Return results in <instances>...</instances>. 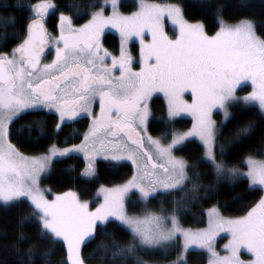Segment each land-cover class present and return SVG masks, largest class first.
I'll list each match as a JSON object with an SVG mask.
<instances>
[{"label": "snow or ice", "instance_id": "1", "mask_svg": "<svg viewBox=\"0 0 264 264\" xmlns=\"http://www.w3.org/2000/svg\"><path fill=\"white\" fill-rule=\"evenodd\" d=\"M88 7L90 18L75 26L74 16L60 12L59 4L38 0L28 6L32 15L20 35L5 31L0 36V202L4 206L27 204L21 225L29 219L34 221L38 241L60 243L66 248L61 264H87L82 246L109 224L131 236L130 241H112L113 260L120 258L121 264H129L130 256L136 257L135 264H147L138 253L151 254L158 247H175L178 254L171 264H188L184 254L191 245L208 250L212 257L209 264H264V195L245 215L233 219H225L218 208H211L209 228L197 231L182 227L175 212L138 216L130 215L124 206L130 191L148 200L161 192L182 191L191 182L195 193L199 185L189 172L202 162H207L218 177L246 179L248 191L259 186L264 192V159L246 156V172L235 165L228 167L212 118L213 110L220 109L226 122L231 115L229 108L237 104H256L264 116V37L256 34L254 22L242 19L229 24L218 19L219 30L209 35L202 22L185 18L179 3L161 6L141 0L138 10L129 15L120 12V0H103ZM109 7L111 14L105 15ZM50 12H60L59 35L55 37L45 26ZM165 16L178 28L174 37L164 30ZM8 26L5 24V29ZM11 26L15 27L14 20ZM109 26L120 34L118 56L103 46L104 29ZM146 33L151 36L148 41ZM133 37L140 41L139 70L125 47ZM49 39L55 43L54 58L43 63L41 57ZM249 81L252 91L237 95L238 89L243 90L241 85ZM157 91L167 99V116L161 118L163 130L153 136L148 100ZM189 91L191 103L183 99ZM184 112L194 117L192 128L187 132L174 130L175 117ZM30 113L54 117L51 127L43 117L32 124L38 132L35 142H46L44 151L36 156L24 155L12 142L16 121ZM82 118L90 123L81 142L65 139L68 146H60L59 137L67 122ZM253 127L254 122H249L236 137ZM102 135L108 138L107 144ZM193 137L200 141L197 147L202 155L192 161L175 155L187 143H194ZM105 152L109 153L104 155L106 160L131 161L134 171L123 183L102 188L104 202L94 211L74 192L47 198L45 192L51 190L41 188V176L51 168L54 158L83 153L86 166L82 175L94 178L95 157ZM218 230L231 235L224 246L229 255L223 257L213 247ZM180 238L183 244L178 242ZM23 239L26 237L21 231L17 241ZM241 248L253 258L241 259ZM33 253L34 247L26 250L29 264H33Z\"/></svg>", "mask_w": 264, "mask_h": 264}, {"label": "trees", "instance_id": "2", "mask_svg": "<svg viewBox=\"0 0 264 264\" xmlns=\"http://www.w3.org/2000/svg\"><path fill=\"white\" fill-rule=\"evenodd\" d=\"M38 0H0V36L7 31L8 35H20L25 23L28 21L30 12L28 6ZM155 2L179 3L184 10L185 18L189 21H200L205 25L208 34L219 29L218 19L227 23H236L242 19L254 22L256 34L264 37V0H149ZM54 4L60 5V12L74 16L75 25H80L90 16L89 5L102 3V0H53ZM122 12H130L137 8V0H120ZM68 5L77 7L69 8ZM50 12L45 18V23L50 32L57 30L58 15ZM79 14L77 16L76 14ZM15 21V27L11 26ZM5 24L9 26L5 29ZM103 46L113 54L119 51V38L113 32L103 34ZM130 51L135 57L138 55V47L135 42L130 43ZM243 90L245 87H241ZM239 91H241L239 89ZM150 134L159 135L164 124L162 117L167 116V104L163 96L154 95L149 100ZM231 113L226 122L221 119L219 112L214 114L219 129V143L224 145V163L228 166H244V158L248 155L264 157V116L261 115L258 106L237 104L229 108ZM43 117L52 126L54 117L44 116L43 113H30L22 116L14 125V136L12 142L25 154H37L44 151L46 142L38 144L35 142L38 132L32 124L35 120ZM223 122V123H222ZM254 122V127L246 134L236 137V132ZM59 137L60 146L65 145V139L70 143L79 142L89 125V120L82 118L76 123L67 122ZM191 119L186 116H177L173 122L174 130L186 129L190 126ZM75 130V132L73 131ZM194 143H187L182 151H177L190 161L196 160L202 155V149L197 145L200 142L194 138ZM231 142V143H230ZM235 145V146H234ZM219 151V149H218ZM95 176L82 175L85 169V160L79 154L73 153L69 157L54 159L51 168L42 176L41 184L50 189L48 195L73 191L81 200L87 201L90 207H94L99 198L95 195L100 186H113L121 184L128 179L133 167L127 161H110L97 159L95 162ZM198 173V175H197ZM192 181L199 187L195 193L192 191L191 182L184 185L183 190L171 193L161 192L148 200H142L138 193L130 192L126 198V210L132 214H138L149 209L162 214L175 212L181 225L186 227H203L207 221V209L216 206L221 214L227 216H239L244 214L262 192L259 187L254 191H248L247 180H232L227 175L217 176L207 162H202L189 172ZM27 204H11L4 206L0 202V264H29L26 250L34 247L33 264H61L66 258V248L60 243L49 245L46 240H37L35 224L32 220H26L22 225L21 217L26 215ZM23 231L26 239L17 241L18 234ZM111 234V235H109ZM131 236L125 230L109 224L107 228H99L95 239L82 246V255L87 259V264H121V259L113 260L112 241H130ZM176 248L167 253L154 250L151 254L138 253L140 258L147 264L164 263L173 258ZM129 264H135L136 257H128ZM188 264H205L207 254L202 249H192L186 254Z\"/></svg>", "mask_w": 264, "mask_h": 264}, {"label": "rangeland", "instance_id": "3", "mask_svg": "<svg viewBox=\"0 0 264 264\" xmlns=\"http://www.w3.org/2000/svg\"><path fill=\"white\" fill-rule=\"evenodd\" d=\"M38 2V1H37ZM51 2L54 4V2H53V0H51ZM144 2L145 3H147V4H150V5H161V6H166V5H169V4H175V3H169V2H155V1H149V0H144ZM102 3H103V0H102ZM141 3V0H137V6L139 5ZM138 10V8H136L135 10H133V11H130V12H127V13H125V12H122L121 10H120V12L122 13V14H124V15H129L130 13H132V12H134V11H137ZM111 14V8L109 7L108 8V10H107V12L105 13V15H110ZM30 15H32V13L30 12ZM67 15V14H66ZM59 16V15H58ZM90 18V17H89ZM88 18V19H89ZM87 19V20H88ZM87 20L86 21H84L82 24H84V23H86L87 22ZM194 22V21H193ZM163 23H164V30H165V32L169 35V36H171V37H174L176 34H178V28H177V26L176 25H174V24H172V22L165 16V18H164V20H163ZM237 23V22H236ZM82 24H80V25H82ZM229 24H235V23H229ZM57 25H58V22H57ZM75 26H79V25H75ZM219 30V29H218ZM217 30V31H218ZM108 31H110V32H113V33H115V34H117L118 35V38H119V49H120V34H119V32L117 31V29H115V28H112V27H106L105 29H104V32H108ZM215 34V32L214 33H212V34H209V35H214ZM59 35V32H58V28H57V32L54 34H51V36H53V37H55V36H58ZM151 39V36L150 35H148L147 33H146V41H148V40H150ZM132 42H135L136 44H137V47H138V55L135 57V55H133L132 53H131V51H130V43H132ZM125 47H126V50L128 51V52H130L131 53V55L136 59V63H135V65H134V67H135V69L136 70H139V63H138V57H139V51H140V41H139V38H136V37H133L126 45H125ZM49 51H51L50 52V54L48 55V56H45V58L43 59V63H48V62H51V60L54 58V52H55V43H54V40H51L50 41V48H49ZM114 55H119V51H118V53L117 54H114ZM109 63H110V61H109ZM116 75H118L119 73L117 72V73H115ZM241 87H245L244 88V90H241V91H239V89H238V91H237V95H239V96H246L249 92H251L252 91V86H251V82L249 81V82H244L242 85H241ZM154 95H161V96H163V98L165 99V101H166V104H167V99H166V97L164 96V94L163 93H161V92H154L153 94H152V96H154ZM151 96V97H152ZM183 99L185 100V101H187L188 103H191L192 102V97H191V92L189 91V92H185L184 93V95H183ZM150 100V99H149ZM149 100H148V105H149ZM254 105H256V104H254ZM256 106H258V105H256ZM259 108V107H258ZM97 111H99V109H98V107H97ZM216 112H219L220 113V115H221V119H225V117H224V114H223V111L222 110H220V109H214L213 110V119L216 121V124H217V120H216V118L214 117V114L216 113ZM179 116H186V117H189L190 119H191V124H190V126L188 127V128H186V129H182V130H178V131H181V132H187L188 130H190L191 128H192V125H193V122H194V117L190 114V113H187V112H184V113H181ZM89 123H90V120H89ZM86 131H87V129H86ZM194 139H196V140H198V138H195V137H193ZM101 139H103L104 141H105V143L107 144L108 143V138H105V137H103V135L101 136ZM199 141V140H198ZM81 142V140L79 141V142H77V143H75V144H79ZM200 142V141H199ZM63 146H68V145H63ZM99 143H97V147L99 148ZM20 151V150H19ZM23 153V152H22ZM42 153V152H41ZM41 153H37V154H25V153H23L24 155H26V156H36V155H39V154H41ZM73 154V153H72ZM76 154H79V155H81L82 157H83V159H84V155H83V153H76ZM104 155H109V153H107V152H105V153H103L102 155H99V156H96L95 157V162H96V160L97 159H99V158H101V159H104ZM175 155H177V156H179L176 152H175ZM253 158H255V159H257V160H261V159H264V157H254L253 156ZM54 159H56V158H54ZM85 160V159H84ZM120 161H127V162H129L130 164H131V161H129V160H126V159H122V160H120ZM132 165V164H131ZM85 166H86V162H85ZM228 166V165H227ZM133 167V166H132ZM228 167H232V166H228ZM240 169H241V171H244V172H246L247 171V165H246V163H244V166L243 167H239ZM133 171H134V168H133ZM47 172V171H46ZM45 172V173H46ZM45 173H43L42 174V176L45 174ZM132 175V174H131ZM42 176H41V178H42ZM130 178V177H129ZM117 185H119V184H117ZM41 186V188H45L42 184L40 185ZM114 186H116V185H113V186H100V187H98V189H97V191H96V193H95V195L99 198V200H98V203L94 206V207H90L89 206V209L90 210H92V211H94L95 210V208L96 207H98L100 204H102L103 202H104V196H103V192H102V188H112V187H114ZM256 187H259V186H256ZM66 192H73V191H66ZM131 192V191H130ZM129 192V193H130ZM63 193H65V192H63ZM128 193V194H129ZM136 193H138V192H136ZM59 194H62V193H59ZM128 194H126V196H125V199H124V206H125V210H126V198H127V195ZM45 195L47 196V198L48 199H53L54 198V196L56 195V194H53V195H48L47 194V192H45ZM138 195H139V193H138ZM262 195H264V192H262ZM139 197H140V195H139ZM81 200V199H80ZM81 201H84V200H81ZM88 205H89V203H88ZM213 207H216V206H211V207H209L208 209H207V221H206V225L205 226H203V227H196V228H193V227H186V226H183L182 225V227H184L185 229H191L192 231H197V230H202V229H208L209 228V215H208V212H209V210L211 209V208H213ZM217 208V207H216ZM249 210V209H248ZM247 210V211H248ZM127 211V210H126ZM246 211V212H247ZM246 212L244 213V214H242V215H245L246 214ZM129 213V212H128ZM146 213H156V214H159V215H164V214H162V213H159V212H157V211H152V210H149V209H144V211L143 212H141V213H138V214H135V215H138V216H143V215H145ZM219 213H220V211H219ZM130 215L132 214V213H129ZM169 214H171V213H169ZM176 215V214H175ZM220 215L223 217V218H225V219H233V218H237V217H240V216H242V215H239V216H227V215H223V214H221L220 213ZM181 224V223H180ZM231 239V235H230V233L228 232V231H226V230H218V234L214 237V240H213V247H214V249H215V251L221 256V257H223V256H226V255H229V251L224 247L227 243H228V241ZM180 244H183V239L182 238H180V240L178 241ZM172 248H174V247H169V248H167L166 250L165 249H163V248H157V249H155V250H157V251H159V252H161V253H167L168 251H170ZM192 249H202V250H204L205 252H206V254H207V261H206V263L205 264H209V262H210V260L212 259V257H211V254L208 252V250L206 249V248H201L199 245H191L190 247H189V250H192ZM188 250V251H189ZM177 254H178V250L176 249V254H175V256L173 257V258H171V259H169V260H167L166 262H164V263H161V264H171V262L173 261V260H175L176 259V257H177ZM186 254H187V252L184 254V258L186 259ZM240 257H241V259H243V260H245V261H247V260H250V259H252L253 258V256H252V254L251 253H249L248 251H247V249L246 248H241V250H240ZM157 264H160V263H157Z\"/></svg>", "mask_w": 264, "mask_h": 264}, {"label": "water", "instance_id": "4", "mask_svg": "<svg viewBox=\"0 0 264 264\" xmlns=\"http://www.w3.org/2000/svg\"><path fill=\"white\" fill-rule=\"evenodd\" d=\"M45 26H46V24H45ZM46 28H47V26H46ZM47 31H48V28H47ZM49 42H50V39L48 40L47 44L45 45V51H44V54H43L42 57H41V60H42V61H43V59H44V56H45L46 51H47L48 48H49Z\"/></svg>", "mask_w": 264, "mask_h": 264}]
</instances>
